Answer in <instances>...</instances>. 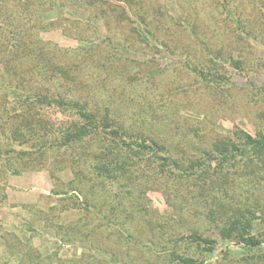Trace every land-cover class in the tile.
<instances>
[{"label": "rangeland", "instance_id": "1", "mask_svg": "<svg viewBox=\"0 0 264 264\" xmlns=\"http://www.w3.org/2000/svg\"><path fill=\"white\" fill-rule=\"evenodd\" d=\"M76 1L0 0V264H170L173 249L194 264H264V244L248 248L219 235L230 217L238 221L239 207L235 215L245 213L250 234L264 239L263 168L236 174L215 206L192 183L145 169L146 183L129 195L114 201L118 188L107 185L113 192L86 210L53 194L73 179L70 151L48 149L42 164L38 156L11 159L32 149L10 141L8 117L18 104L6 91L30 98L28 114L35 129H48V142L83 122L68 104H37L41 95L106 109L179 159L198 157L216 137L264 135V0H139L130 21L107 5ZM110 202L125 203L128 216L115 218ZM193 233L215 241L211 252Z\"/></svg>", "mask_w": 264, "mask_h": 264}, {"label": "trees", "instance_id": "2", "mask_svg": "<svg viewBox=\"0 0 264 264\" xmlns=\"http://www.w3.org/2000/svg\"><path fill=\"white\" fill-rule=\"evenodd\" d=\"M96 2L112 8L118 17L125 21H130V16H136L135 5L141 4L139 0H115L116 3L123 4L125 6L123 8L107 4L104 0L87 1L89 7L94 6ZM72 3L76 5L79 2L72 0ZM147 32L149 31L147 30ZM5 63L6 73L8 72L13 84L16 74L13 72L12 66L8 67V62ZM233 64L238 67L240 63L236 60L233 61ZM33 67L38 69L34 64ZM210 70V74H213L214 70ZM36 71L40 76H43L39 69ZM43 80L50 83L49 85L52 83L48 81V78L44 77ZM5 82L3 83L5 84ZM6 83L11 84L9 81ZM52 86L53 84L51 88H53ZM6 91L17 98L16 104H18L15 111H12V115L8 117L9 122H12L10 141L17 146L27 145L32 149L31 151H20L11 159L24 160L26 156L32 158L38 156L36 162L42 164L43 154L48 149L70 151L73 157H70L68 166L72 170L73 179L68 183L66 190L54 191L53 194L73 199L77 207H84L86 210L92 209V207L95 209V206H98L96 205L98 199L105 200V193L113 192L106 189L107 185H114L116 189L118 188V191L113 195L114 201L119 200L118 194L129 195L130 187L135 186L134 184L141 183V181L146 183L145 169H151L155 176L169 178L180 185L192 183L198 190L197 197H204L208 202L210 201L211 206H215V201H218V193L222 192L225 196L230 195L232 183L234 185L232 180L236 174L254 167L264 170L263 134L253 137L238 131L233 137H216L208 147L200 152L198 157L179 159L170 150V146L165 143L149 138L139 131H130L122 127L106 109L101 114L98 111H91L85 104L64 101L60 96L58 99L50 100L47 95H41L35 99L37 104L50 105L53 100H57L59 106L68 104L70 108L77 110L79 118L83 122L72 124L61 131L58 137H52L48 142L45 140L48 129L46 127L35 129L33 126L34 117L28 114L30 109H34L30 98H20L18 93L14 90L10 91L7 85ZM76 149H78V153L74 152ZM10 152L13 151L10 150ZM14 170L13 172H18ZM259 171L262 170L259 169ZM144 191V189L139 190V193ZM94 202L96 203L93 205ZM226 203L231 205L229 200ZM110 204L112 212H121L122 214L124 211L125 217L128 216L125 203L121 205L110 202ZM134 204L141 207L139 203L135 202ZM220 206L222 203L219 204ZM214 209L209 211L212 221L217 219ZM137 210L140 209L137 208ZM233 210H235L233 212L235 214L240 211L239 207ZM121 214L119 213L115 218H119ZM234 215L233 218L236 217L238 221H233L234 219L230 217L232 220L228 219V227L219 230L220 237L224 240L233 238L248 248H258L263 245L264 239H258L250 234L251 226L248 223L250 219L245 217V213ZM130 237L132 236L128 233L126 238L130 239ZM190 239L198 245L202 243L208 246L203 247L205 252H211L215 244L214 240L203 238L195 233L190 236ZM161 250H165L164 254H168V249L161 248ZM169 256L173 258L170 264L195 263L192 259L183 258L174 249L171 250Z\"/></svg>", "mask_w": 264, "mask_h": 264}]
</instances>
